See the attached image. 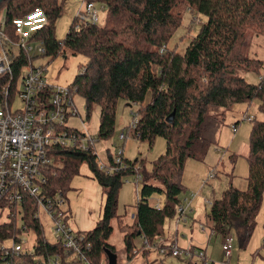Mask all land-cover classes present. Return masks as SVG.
<instances>
[{
	"label": "trees",
	"instance_id": "16d2710c",
	"mask_svg": "<svg viewBox=\"0 0 264 264\" xmlns=\"http://www.w3.org/2000/svg\"><path fill=\"white\" fill-rule=\"evenodd\" d=\"M90 1L104 7L103 22L93 23L76 15L63 40L56 39L53 26L62 10L59 0H3L0 12L4 8L5 23L10 28L12 18L34 8L42 9L47 23L35 37L43 42V56L64 54L67 47L72 54L86 57L68 88L71 94L77 93L84 99L86 117L90 116L93 105L99 108L97 139L113 135L116 104L124 99L138 107L132 113V120L119 132L120 140L135 136L151 145L160 136L166 142L165 151L147 170L143 159L132 161L121 157V152L113 155L108 149L105 169H100L96 151L89 142L86 149L55 146L54 162L44 170L43 182L35 197L23 192L18 201L22 213L20 222L18 217L10 216L0 223V241L8 236L18 239L24 230H33L32 254L20 253V263L37 264V257H43L45 264L70 262L74 254L71 249L45 238L36 213V199H52L57 193L65 199L71 177L84 162L104 194V205L102 216L92 229L73 230L80 249L74 262L115 264V246L108 242L114 218L123 233L125 258L131 260L139 252L147 256L149 247L164 237L165 218L173 216L183 205L181 195L186 187L181 175L185 160L197 158L213 142L223 111L235 103L249 105L252 100H258V109L264 114V57L252 56L251 49L253 36L264 39V0ZM178 3H185L190 12L196 11L204 17L182 53L176 45L168 46L182 21V16L173 12ZM262 48L264 53V44ZM23 59L19 56L17 61L23 62ZM244 71L257 73L258 81H247L240 74ZM18 77V62L13 64L11 72L0 74V107L5 88L11 91ZM148 91L151 100L144 102ZM10 101L11 98L9 104ZM172 112V121L167 122L166 117ZM134 119L137 122L132 126ZM250 126L245 155L247 187L239 189L229 183L221 196L211 201L208 211L213 232L226 238L227 228L233 229L242 246L253 232L264 191V118L254 116ZM130 174L141 175V186L135 213L126 222L123 214L117 212V202L119 189ZM154 194L164 195L162 206L149 202ZM24 226L26 229H22ZM16 259L14 254L0 250V264H13ZM188 262L196 264L190 258ZM204 263L206 260H201L200 264Z\"/></svg>",
	"mask_w": 264,
	"mask_h": 264
},
{
	"label": "rangeland",
	"instance_id": "374dc122",
	"mask_svg": "<svg viewBox=\"0 0 264 264\" xmlns=\"http://www.w3.org/2000/svg\"><path fill=\"white\" fill-rule=\"evenodd\" d=\"M59 1L62 2V10L55 18L53 26L56 39L63 40L78 10L84 7V0ZM92 2L96 7L98 6V2ZM173 12L181 15L182 21L181 25L170 37L168 46L169 48H173L176 45L177 51L182 53L188 44L190 35L192 36L198 31L204 17L196 11H193L194 13L190 12L185 3L175 5ZM0 13L4 16V8ZM98 16V23H102L105 11L99 10ZM252 42V56L258 55L259 58L264 57L262 48L264 39L260 36H253ZM85 60L86 57L84 55L78 53L72 54L65 47L64 54L55 57L46 55L38 58L37 63L44 65V76L49 83L66 87L72 82L74 75L78 72V67ZM240 74L251 83L258 81L259 75L255 72L244 71L240 72ZM71 95L77 107L78 114L71 116L66 121V124L81 132L86 131L90 134L93 138L91 146L96 151L97 161L99 160L102 163L107 162L109 149V153L115 155L121 152V157L132 161L135 159H143L145 169L149 170L152 161L165 151L166 142L160 136H156L151 145L135 136H129L124 141L120 140L119 132L132 120V113L138 105H131L129 107L124 99H119L115 109V132L108 139H97L99 108L93 105L90 110V116L86 117L85 102L82 96L77 93ZM150 100L151 92L148 91L144 102H149ZM10 102L9 108L11 110L24 108V103L17 95ZM242 111H245L247 113L245 116L251 117V120L254 116L258 119L264 118V114L258 109V100H252L249 105L246 103L233 104L217 125L213 142L206 147L205 152L198 154L197 158L188 157L185 160L181 175V182L186 187L185 193L181 195L183 207L187 205L185 198L195 193L196 196L189 201V206H187L185 213L181 216V221L177 225V228L176 219L180 217L177 210L173 216L165 218L163 223L165 238L158 245H169L170 240L176 233L178 241L175 245L179 248L187 249L193 245L196 247L194 249L206 250V263L204 264H220L222 261H226V264H264V191L260 209L256 215L255 227L244 246L238 241L235 231L227 228L226 235H231L233 238L232 254L228 259L225 258L224 252L221 249V244L225 238L220 233H211L214 230L213 222L208 216L210 204L206 203L207 200L211 203L213 198H219L229 183L239 189H245L247 187L248 162L245 155L248 150L251 130L249 122L251 120L248 122V120L244 119L245 116L241 118L242 113H244ZM240 112L242 113L240 114ZM235 117L241 118L235 124L239 122L241 124L234 134L232 128L235 126L232 125L230 128V125L233 123ZM136 168L138 169V167ZM210 172L214 174L212 177H208ZM134 177L135 175H128L118 193L117 212L118 214H123L126 222H130L132 214L135 213L134 206L139 192L137 190L136 194ZM206 180L207 182H205ZM139 186H141L140 183ZM64 195L65 199L62 198L60 193L56 194L63 201L60 204L61 209L65 210L69 216L67 220L69 227L79 231L92 229L102 216L104 194L97 181L91 178V171L86 162L80 164L78 172L71 177L69 188ZM149 202L162 206L165 202V197L162 194H154L149 198ZM38 218L42 224L45 238L50 242H54L53 218L43 207L38 209ZM5 220H7L6 210H2L0 222ZM20 220V217H18V223ZM111 225L113 231L108 242L115 246L118 264H189V256L187 254L183 253L176 257L170 254H163L158 250V246L156 245L149 247V253H147L146 257L139 252L131 260H127L124 255L123 233L118 228L116 218L111 220ZM199 225H203L204 230H200ZM22 229H26L25 226ZM20 237L24 238L23 247L30 249L34 242L33 230H24L21 232ZM11 238L13 237L8 236L4 244L9 246L11 243L8 240ZM135 243L139 245V241ZM108 256L112 262V254ZM76 259V254H73L70 256V262L68 264H87L86 262L76 263L74 262ZM36 261H38L37 264H45L43 257H37ZM192 262L200 264L201 259L192 257ZM18 263L19 261L15 264ZM103 264L107 263L104 262Z\"/></svg>",
	"mask_w": 264,
	"mask_h": 264
},
{
	"label": "built area",
	"instance_id": "2783aa9c",
	"mask_svg": "<svg viewBox=\"0 0 264 264\" xmlns=\"http://www.w3.org/2000/svg\"><path fill=\"white\" fill-rule=\"evenodd\" d=\"M83 4L84 7L77 12L80 19L98 22V11L103 10L104 7L100 5L96 7L89 0H84ZM46 23V14L40 8H34L19 17L12 18L10 28L6 26L5 18L0 13V74L11 72L13 64L19 63V77L16 84L11 91L8 87L5 88L3 104L0 107V214L2 210H6L7 220L10 216H21L18 201L23 192L35 197L39 191L44 170L54 162L55 156L52 150L55 146L86 149L88 148L86 141L91 144L93 140L86 131L77 130V132L76 128L66 124L71 116L78 114L70 89L68 86L49 83L44 76V66L36 62L37 56L44 55L45 47L43 42L35 37V33ZM19 56L24 57L23 62L17 61ZM15 95L24 103L23 109L9 108V100ZM244 119L249 121L251 117L245 116ZM136 122L137 120L134 119L131 125L134 126ZM82 124L84 125L83 122ZM232 130L235 131V127ZM96 164L100 169H105L101 161H96ZM212 176L213 172H210L208 177ZM134 178L137 194L141 175L138 174ZM194 196L195 194H191L190 197L185 198L187 204ZM36 200L37 210L43 207L53 218L55 241L60 242L65 249H71L77 257L80 250L78 240L67 223L65 210L61 209L60 204L63 201L57 196L47 200L42 198ZM207 203L210 204L209 201ZM183 206L177 209L180 217L176 219V224L181 221V216L185 213L187 205ZM4 241H0V250L4 254L11 253L17 256L15 263L21 260L20 253L32 254V246L30 249L23 247L24 238H11L8 240L11 243L9 246L5 245ZM232 246L233 238L229 235L221 244L226 259L231 256ZM158 250L175 257L185 253L190 259L196 257L206 260L204 251L200 249H181L173 244L158 247ZM225 262L221 264H226Z\"/></svg>",
	"mask_w": 264,
	"mask_h": 264
},
{
	"label": "crops",
	"instance_id": "0c3cea01",
	"mask_svg": "<svg viewBox=\"0 0 264 264\" xmlns=\"http://www.w3.org/2000/svg\"><path fill=\"white\" fill-rule=\"evenodd\" d=\"M5 18V17H4ZM129 107H130V104L128 103L127 104ZM228 111V110H227ZM226 111V112H227ZM225 111H223V115H222V117L224 116V114L226 113ZM242 112H244V113H242ZM242 112H240V114L242 113V115H241V118H242V116L243 115H246L247 113L245 112V111H242ZM241 118H237V117H235V119L233 120V123L230 125V128H231V126L232 125H234L235 126V131L233 132L234 134L237 132V130H238V128H239V126H240V122L238 123V124H235V123H237L238 121H239V119H241ZM249 122V121H248ZM250 123V122H249ZM205 182H207V180L205 181ZM195 196H196V193H195ZM194 196V197H195ZM194 197H192V198H194ZM191 198V199H192ZM190 199V200H191ZM214 199V198H213ZM212 199V200H213ZM208 201V200H207ZM207 201H206V203H207ZM209 204V203H208ZM133 215V214H132ZM180 223V222H179ZM178 223V224H179ZM178 224H176V228H177V225ZM200 226V230H204V226L203 225H199ZM203 227V229H201ZM211 233H214L213 232V230H212V232ZM209 237V236H208ZM165 238V234H164V237L162 238V239H164ZM162 239H160L158 242H157V244H156V246H158V247H162L163 246V244H161V245H158V243L162 240ZM177 241H178V239L176 238V233L173 235V238L170 240V242H169V244H171V242L173 243V244H175V243H177ZM190 244H192V243H190ZM191 247H193V248H196V247H194L193 245H191ZM191 247H189V248H191ZM201 250H203L204 251V253H205V256H206V250L205 249H201ZM144 256V255H143ZM144 257H146V256H144ZM115 264H118V261H117V257H116V260H115Z\"/></svg>",
	"mask_w": 264,
	"mask_h": 264
},
{
	"label": "water",
	"instance_id": "95a60500",
	"mask_svg": "<svg viewBox=\"0 0 264 264\" xmlns=\"http://www.w3.org/2000/svg\"><path fill=\"white\" fill-rule=\"evenodd\" d=\"M1 1H3V0H0V2H1ZM130 106H131V104H130ZM173 113H174V112H172L171 114H169V115L166 117V121H167V122H171V121H172Z\"/></svg>",
	"mask_w": 264,
	"mask_h": 264
}]
</instances>
